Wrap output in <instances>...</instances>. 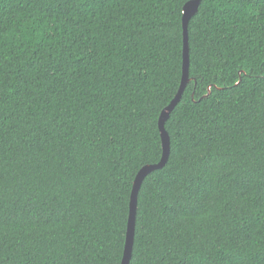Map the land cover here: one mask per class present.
<instances>
[{"label":"trees","instance_id":"16d2710c","mask_svg":"<svg viewBox=\"0 0 264 264\" xmlns=\"http://www.w3.org/2000/svg\"><path fill=\"white\" fill-rule=\"evenodd\" d=\"M188 1L0 0V264H120ZM187 32L129 264H264V0H202Z\"/></svg>","mask_w":264,"mask_h":264},{"label":"water","instance_id":"95a60500","mask_svg":"<svg viewBox=\"0 0 264 264\" xmlns=\"http://www.w3.org/2000/svg\"><path fill=\"white\" fill-rule=\"evenodd\" d=\"M202 0H190L186 2L182 10V65H181V82L177 94L171 100L169 105L160 113L157 125L160 133L161 140V157L158 163L153 165H147L142 167L135 176L132 190L129 198V210L127 217V226L125 233V241L123 246V253L120 264H129L131 260V254L133 249V239L135 232V216H136V207H137V195L139 188L142 184V181L145 177L158 169H161L165 166L168 161L170 154V142L169 136L164 128V123L168 119L170 112L175 108L179 103L182 92L189 81L188 77V67H189V55H188V32L187 26L189 20L197 13Z\"/></svg>","mask_w":264,"mask_h":264}]
</instances>
